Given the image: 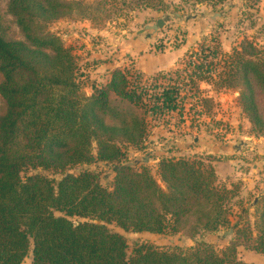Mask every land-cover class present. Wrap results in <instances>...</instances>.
Listing matches in <instances>:
<instances>
[{"label":"trees","instance_id":"trees-1","mask_svg":"<svg viewBox=\"0 0 264 264\" xmlns=\"http://www.w3.org/2000/svg\"><path fill=\"white\" fill-rule=\"evenodd\" d=\"M104 8L103 1L81 0L8 4L25 41L0 37V97L6 107L0 115V264H21L28 255L29 264H249L234 247L216 252L204 242L185 251L139 244L128 256L124 238L106 227L114 222L135 232L216 231L229 225L224 201L233 190L199 160L161 158L163 187L148 168L119 162L121 144L140 147L145 113L181 108L185 84L169 76L165 85L148 88L115 69L106 84H92L85 94L79 59L45 23L73 15L93 19ZM232 51L227 74L240 84L251 132L264 137L256 100V87L264 91V50L246 40ZM216 55V49L210 52ZM200 68L196 65L189 78L200 76ZM104 116L115 123H106ZM94 160L112 163L111 189L87 169L57 179L42 172L21 176L27 168L63 171ZM244 233L246 248L264 255V228L254 236Z\"/></svg>","mask_w":264,"mask_h":264},{"label":"rangeland","instance_id":"rangeland-1","mask_svg":"<svg viewBox=\"0 0 264 264\" xmlns=\"http://www.w3.org/2000/svg\"><path fill=\"white\" fill-rule=\"evenodd\" d=\"M10 1L0 0V37L9 41H25L15 17L8 11ZM81 1L86 4L103 1L104 11L93 19L77 15L63 16L45 25L79 59L78 79L85 94H90L91 85H95L97 78L92 79L91 76L99 74V71L95 74L88 71L99 69L102 65L103 70L108 71L109 68L104 66L113 61L137 84L165 85L169 76L178 78L179 82L183 80L185 84L180 94L181 108L162 115L145 113L146 135L140 147L121 144L119 162L136 169L148 168L163 187L157 169L163 157L199 160L207 166H220L218 171H222L221 167L227 165L225 162L234 157L239 159L238 153L247 148L246 140L264 143L262 136L251 132L248 117L242 110L240 84L227 74L231 60L229 55L233 49H239L244 41H251L259 50H264V0H153L152 5H144L141 0ZM159 19L163 21L160 28L145 29V26L154 25ZM214 49L217 55L211 57L210 52ZM92 52L98 57L88 58ZM111 52L118 56L114 57ZM126 54H132L130 58L133 62L143 54H154L164 60L175 55L178 64L172 72L146 76L139 72L137 65L126 60ZM196 65L201 66V74L191 79L190 72ZM256 100L264 117V91L258 87ZM5 108V102L0 97V115H3ZM104 120L108 124L115 123L107 116H104ZM95 151L94 146V154ZM249 154L246 158L249 162L259 159L257 155L253 156L252 151ZM239 164L236 163V166ZM83 169L96 173L103 186L112 188V163L99 160L73 165L63 171L27 168L21 176L42 172L57 179L65 172L77 174ZM219 173L221 177L216 174L218 181L230 183L226 186L233 190L224 201L228 226L192 235L189 227L175 233L168 229L163 233H149L125 230L114 222L105 225L124 238L128 256L139 244L185 251L204 242L216 252L234 247L239 259H252L251 252L254 251L246 248L244 232L254 236L264 228V218L261 217L264 200L257 205L254 201L264 185V174L254 190H248L238 176L229 177L225 175L226 171L223 175ZM30 259V255L26 256L21 264H29Z\"/></svg>","mask_w":264,"mask_h":264},{"label":"crops","instance_id":"crops-1","mask_svg":"<svg viewBox=\"0 0 264 264\" xmlns=\"http://www.w3.org/2000/svg\"><path fill=\"white\" fill-rule=\"evenodd\" d=\"M91 46V45H90ZM106 52L104 51V54ZM113 54V52H111ZM94 52H92L90 55H88V58L93 59L98 56H96ZM111 55V54H110ZM130 55V56H129ZM113 56H118L117 53H114ZM132 54H126V57L132 65H137L139 68V72L142 73L143 75L146 76H155L158 73H167V72H172L173 70L176 69L178 60H176L175 55L169 56V58H164L163 57H158L155 56L154 54H143V55H138V58L133 62V59L130 58ZM132 59V60H131ZM115 61H113L112 64H107L104 67H108V71L103 70V65L100 66L99 69L96 70H91L88 71L90 74H95V72L99 71V74H96L94 76H91L92 79H96L95 85L101 86L104 85L108 82L110 79L111 73L115 69H121L120 66H115ZM103 70V71H102ZM125 71V70H124ZM254 136V135H252ZM264 138V137H261ZM259 142H245V145L247 148L242 149L240 151V156L239 159L238 157H234L235 159H230L227 162H225L227 165L222 166L221 168L223 169L222 171H218L220 166L212 165L215 174H220L219 172L226 171L225 175H229V177H234L235 175L239 177L241 181H243V185L246 186L248 190H254L256 187L257 183H260V177L263 176L264 174V143L263 144H258ZM240 148V147H239ZM195 149V148H194ZM252 151L253 156L257 155L259 157L258 160H255L253 162H249V160H246V158L249 157V153ZM256 152V154H255ZM252 156V155H251ZM251 159V158H250ZM252 160V159H251ZM236 163H240V166H236ZM217 176V175H216ZM220 176V175H219ZM221 177V176H220ZM218 179V176H217ZM223 179V178H222ZM225 185L229 186L230 183H224ZM263 185V183H261ZM264 185L261 188V191L263 189ZM260 191V193H261ZM259 193V194H260ZM259 194L256 196L254 201H261V199L264 198V193L261 194L260 197ZM253 253V256H251L252 259L249 258H244L243 261L249 263V264H264V255L257 253V252H251ZM255 263H254V262Z\"/></svg>","mask_w":264,"mask_h":264},{"label":"water","instance_id":"water-1","mask_svg":"<svg viewBox=\"0 0 264 264\" xmlns=\"http://www.w3.org/2000/svg\"><path fill=\"white\" fill-rule=\"evenodd\" d=\"M162 24H163V21L161 19H159V20H157V22L154 25L145 26V29H147V30H156V29L160 28L162 26ZM262 193H264V187H263V189H262V191H261V193L259 194L258 197H260Z\"/></svg>","mask_w":264,"mask_h":264},{"label":"built area","instance_id":"built-area-1","mask_svg":"<svg viewBox=\"0 0 264 264\" xmlns=\"http://www.w3.org/2000/svg\"><path fill=\"white\" fill-rule=\"evenodd\" d=\"M136 83V82H135ZM141 85V84H140ZM154 85V84H153ZM152 84H149V86H146V87H150L151 88V86H153ZM144 86V85H143ZM159 91H161V87H159L158 89H157V92H159Z\"/></svg>","mask_w":264,"mask_h":264}]
</instances>
